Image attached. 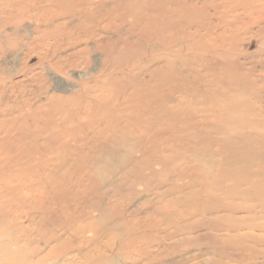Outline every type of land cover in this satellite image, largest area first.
Listing matches in <instances>:
<instances>
[{
	"label": "rangeland",
	"instance_id": "obj_1",
	"mask_svg": "<svg viewBox=\"0 0 264 264\" xmlns=\"http://www.w3.org/2000/svg\"><path fill=\"white\" fill-rule=\"evenodd\" d=\"M191 2L197 5L191 6L189 15L165 33L162 46L157 45L159 51L152 56L151 62L143 61L140 68L131 71L140 78L130 86L150 93L152 138L150 135L147 154L136 156L141 166L128 161L123 169L125 177L123 173H105L108 181H105L104 189L108 195L104 204L110 203V199L115 202L121 198L118 207L123 213L135 210L139 216H144L151 212L152 217L159 218L157 209H163L168 220H177L182 227L186 223L193 226L201 222L204 225L193 232L185 230L172 238L154 242L149 253H134L135 264H192L203 259V253L215 251L218 246L204 239L211 231L207 226L209 223L213 225V221L214 224L233 225L225 231L229 234L249 235L247 241L230 246L238 249L232 264H264V81L263 84L259 82L262 85L258 88L250 86L253 75L248 74L255 68L253 74L264 79L261 76L264 54L257 46L258 33H264V20L252 24L246 33L240 27L242 38L237 47L233 46L228 52L227 47H219L217 53L209 52L194 36L188 39H180V36L183 32L189 35L201 31L196 26L191 27L204 19L210 18L211 22L218 23L219 17L215 14L223 5L229 8L240 6L234 4L235 0H217L216 6L206 0ZM179 3L183 8V2ZM58 4H61L60 0ZM71 5L70 0H66L59 8L66 10ZM56 6L48 0H0V264H38L37 260L64 236L59 230L46 242L54 231L50 223L37 226L40 220L37 207L45 206L53 199L55 179L60 176V183L66 184L78 172L74 166L67 165L69 171L56 166L57 174L48 175L42 159L53 157L51 151L56 146L48 132L52 125L43 117L37 118V111L43 112V103L51 95H66L56 90L57 86H68L67 93H71L80 89L79 83L86 79L89 87L99 92L95 80L107 87L114 84L109 82L112 78L124 76L123 70H109L112 66L106 61L108 51L105 47L98 49L97 53L94 50L90 53V57L105 63L82 79L78 75L87 74L84 66L59 73L51 70L47 62L42 65L37 50L28 55L24 41L33 37L30 35L32 29L37 37V28L47 25L42 20V12L56 10ZM28 11L33 17H28ZM37 13H40L39 19ZM16 21H19L17 29ZM236 26L226 28L220 25L218 32L227 31L228 34L230 29L236 30ZM104 33V42L108 41V36L116 37L114 32ZM35 41L33 38L32 43ZM83 47L92 49L95 44L93 40H83L69 45L61 55L65 57ZM136 54L123 49L118 65L132 61ZM210 59L224 62V70L209 68ZM90 65L89 70L95 66ZM148 69L152 75L143 79V74L149 73ZM124 87L118 85L119 90ZM110 102L111 99L106 106ZM97 117L94 114L83 122ZM105 124L108 128L111 125ZM73 161L74 156H69V162ZM64 172V176L58 174ZM109 211L111 214V209ZM121 217L117 214L115 219ZM193 220L198 222L193 224ZM16 224L24 226L20 228ZM127 227L121 226L112 240L129 243L125 235ZM174 228L170 226L167 233ZM88 235L92 233L88 232ZM163 235L161 233L158 237L163 238ZM154 237L152 235V239ZM18 241L20 246L16 247ZM133 256L123 248L115 256L114 263L131 264ZM73 258H68L71 264H84L80 258ZM45 264L56 263L50 257Z\"/></svg>",
	"mask_w": 264,
	"mask_h": 264
},
{
	"label": "bare ground",
	"instance_id": "obj_2",
	"mask_svg": "<svg viewBox=\"0 0 264 264\" xmlns=\"http://www.w3.org/2000/svg\"><path fill=\"white\" fill-rule=\"evenodd\" d=\"M48 1L52 4L56 3L58 9L42 12V20L47 25L45 28H37L36 38L34 37L35 29L30 31L33 37H29L23 44L27 46L29 56L37 50L42 65L47 62L51 70L59 73H67L69 70L84 66L87 74L78 75L82 79L85 75L99 70L98 68L105 63V61L101 63L96 57H90L93 50L97 53L98 49L105 47L108 51L106 61L112 66L109 70L112 72L114 68H118V70H123L124 76L112 78L109 82L114 84L107 87L101 86L100 80H95L99 92L89 87V81L86 79H82L79 83L80 89L71 93H67L70 90H67L68 86L63 88L57 86L56 90L63 91L66 95H51L49 100L43 103L45 106L41 109L43 112L38 113L37 111V118L43 117L48 120L49 125H52L49 126L48 132L54 141V147L56 146L51 151L54 154L53 157L42 159L48 175L52 177L57 174L56 166L65 170H67V165L74 166L75 171L78 172L77 176L70 178L71 180L66 184L60 183L58 180L62 178L60 176L54 180V183H58L57 185L51 179L52 187L55 186V195L48 204L37 207V212L40 214L37 226L50 223L54 231L46 242L57 235L56 231L62 230L64 235L44 257L37 260V263L45 264V261L51 257L56 264H71L68 258L73 256L80 258L84 264H115L114 258L123 248L132 256L134 253L137 255L149 253L154 242L172 238L185 230L193 232L201 229L204 225L195 220L192 222L193 224L196 222V225L190 226L186 223L183 225L185 228L177 220H168L163 209H157L159 218L152 217L151 212H147L144 216H139L135 210L123 213L118 207L121 198L116 199L115 202L110 199V203L104 204L108 195V191L104 189V183L108 181L104 176L105 173H123L125 177L123 169L128 161L141 166L136 156L147 154L151 142L150 135L152 138L151 114L153 109L150 93L148 90H137L130 86L140 78V75L131 71L140 68L143 61L151 62L154 58L152 56L159 51L158 46H162L161 41L165 33L183 21V18L189 15L190 7L197 3H192L191 0H70L72 5L64 10L59 7L66 0H60L61 4H58L59 0ZM181 1L183 8L179 3ZM206 2L217 5V0H206ZM234 4L240 7L231 6L229 8L223 5L217 10L215 15L219 17L218 23L211 22L210 18L204 19L191 27L192 29L196 26L197 30L201 31L189 35L183 32L180 39L194 36L199 39L203 48L214 53H217L219 47H227V52L233 46L237 47L238 40L242 38L239 28L243 27L246 33L252 24L264 20V0H235ZM28 14L29 18L33 17L30 12ZM39 16L40 13H37V19ZM247 18H249L248 21H246ZM240 23L241 25H238ZM14 25L16 29L19 28V21H16ZM220 25L226 28L237 25V29H230L228 34L227 31L218 32ZM109 31L114 32L116 37L108 36V41L104 42L102 39L104 32ZM257 36V46L264 54V33L259 32ZM33 38L37 42L32 43ZM83 40L84 42L93 40L94 49L83 47L62 57L61 52L69 45H76ZM123 49L134 51L137 56L132 61L118 65L117 60ZM84 53L89 55L84 56ZM208 63L209 68L219 71L225 68L224 62L218 63L216 59H210ZM90 64H95V66L92 65V69L89 70L87 67ZM254 70L248 72L249 76L253 75L249 84L258 88L263 84L264 79L259 76L260 79H258L253 74ZM149 71L148 69L147 72ZM263 73L264 71H261V76L264 77ZM143 75L145 79L152 74L149 72ZM260 81L262 84L259 83ZM126 82L129 84L124 85ZM117 84L125 87L119 90ZM40 91L41 88L37 91V95ZM256 98L260 99L259 95H256ZM109 99L111 102L106 106ZM93 102H97V105H93ZM94 114L98 117L83 122L85 118H90ZM114 117L116 118L113 119ZM105 123H111L109 128ZM134 125L136 127H133ZM69 156H74L72 163L69 162ZM58 174L64 176L65 172ZM109 183L114 185L113 182ZM117 191H120V184L117 186ZM116 194L115 191L114 196ZM148 202H151V199ZM109 209H111V214ZM117 214L122 217L115 219ZM214 222L213 225L209 223V227L206 225L211 231L204 239L217 244L216 250L203 253V259H198L192 264H232L231 261L238 249H231L230 246L248 240L249 235L245 233L236 236L225 232L233 225L222 222L214 224ZM15 226L23 228L24 225L16 224ZM121 226H128L125 235L129 243L112 240V236ZM170 226L175 228L171 233H167ZM88 232L92 235H88ZM161 233H164L163 238L158 237ZM152 235L155 236L153 239ZM250 237L254 238V236ZM198 238L202 237L198 236ZM15 246H20L19 241L15 242ZM73 249L77 251H72ZM134 258L133 256L131 264L137 262Z\"/></svg>",
	"mask_w": 264,
	"mask_h": 264
}]
</instances>
